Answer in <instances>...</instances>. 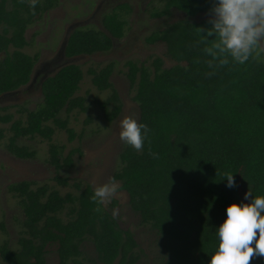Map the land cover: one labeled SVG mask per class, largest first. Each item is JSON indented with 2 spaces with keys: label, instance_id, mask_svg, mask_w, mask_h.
<instances>
[{
  "label": "trees",
  "instance_id": "1",
  "mask_svg": "<svg viewBox=\"0 0 264 264\" xmlns=\"http://www.w3.org/2000/svg\"><path fill=\"white\" fill-rule=\"evenodd\" d=\"M213 0H150L149 16L163 18L172 10L193 17L210 13ZM59 0H0V96L25 86L38 59L28 54L26 30ZM129 5L119 4L101 17L102 29L78 27L68 35L64 55L73 58L106 52L112 39L124 37ZM208 19L186 18L164 24L145 37L147 44L163 43L173 61L126 60L125 76L138 106V123L149 132L139 151L123 145L119 167L112 178L128 195L131 210L159 237L163 259L158 264H207L216 246L215 227L230 203H240V190L264 196V54L254 53L244 64L229 62L210 67L196 28L210 27ZM212 37H209L211 39ZM116 62L89 66L66 64L46 77L40 86L41 102L32 110L0 106V142L16 158L32 160L35 149L21 139L48 142L47 162L54 168L56 184L73 191L61 193L33 181L11 183L7 191L23 215L12 248L0 242L4 264H45L46 247L56 245L58 264H138L142 252L129 230L91 200L93 189L80 181L68 183L59 174L73 166L77 149L64 155L52 143L56 131L74 139L68 116L86 112L85 98L77 96L84 75L99 92L103 118L112 122L121 102L110 82ZM64 113L65 117H61ZM232 173L234 187H226L224 173ZM244 202V201H243ZM4 231V227L0 224ZM5 232V231H4ZM90 243L94 258L83 251ZM249 264H264L258 255Z\"/></svg>",
  "mask_w": 264,
  "mask_h": 264
},
{
  "label": "rangeland",
  "instance_id": "2",
  "mask_svg": "<svg viewBox=\"0 0 264 264\" xmlns=\"http://www.w3.org/2000/svg\"><path fill=\"white\" fill-rule=\"evenodd\" d=\"M150 0H59V4L40 18L26 30L25 38L28 46L24 51L28 54H38V59L32 70L29 82L18 90L0 96V106H17L28 110L34 109L42 99L41 82L53 75L66 64H77L83 71L89 66L116 62V67L110 76V82L116 89L120 102L121 112L110 123L102 115L97 100L104 99L107 92H99L84 75L77 96L85 98L86 112L73 111L68 116V125L74 131V139L67 140L64 131H56L52 143L64 147V155L69 150L77 149L81 155L73 156V166L60 172L68 183L80 181L89 184L94 190L100 184L108 182L118 169V154L124 143L118 138L119 122L125 116H131L138 122V106L132 100L133 89L125 76L123 63L126 60L143 61L148 63L151 58L162 59L163 67L173 65L165 53L163 43L147 44L145 37L153 30L160 29L169 22L179 19H188L197 22L209 19L210 13H199L193 17H186L183 13L172 10L168 17L151 18L149 16ZM127 4L131 12L127 18V29L121 40H115L112 48L107 52L94 53L67 58L64 55V46L68 35L78 27L93 26L101 29V17L115 5ZM264 54V51H262ZM16 106V107H14ZM61 117H65L62 113ZM0 142V242L7 241L14 248L21 230L23 215L17 200L7 191L11 183L19 181H33L37 184L46 183L61 193L73 191L69 187L56 184L54 168L47 162L48 142L41 139H21L20 144L35 149L36 157L32 160H23L8 153ZM243 191L240 195L243 199ZM247 203L246 200H243ZM102 206L117 220L123 230H129L137 242L142 256L138 264H158L164 257L159 237L148 226L143 225L128 202L127 193L120 189ZM83 251L90 259L94 258L90 243H84ZM0 264H4L0 260ZM45 264H58L56 245L46 247Z\"/></svg>",
  "mask_w": 264,
  "mask_h": 264
},
{
  "label": "clouds",
  "instance_id": "3",
  "mask_svg": "<svg viewBox=\"0 0 264 264\" xmlns=\"http://www.w3.org/2000/svg\"><path fill=\"white\" fill-rule=\"evenodd\" d=\"M36 0H32L34 5ZM206 21L210 27L196 28L200 41L208 46L203 52L217 66L244 64L257 52L264 51V0H213ZM209 37H212L209 39ZM144 123H138L131 116L119 122L118 138L126 146L139 151L148 135ZM226 187H234L232 173L225 172ZM118 182H108L95 187L91 200L104 202L116 191ZM246 200L247 203L243 202ZM240 203H230L225 217L215 227L216 246L207 264H249L258 255L264 260V196L252 197L247 189Z\"/></svg>",
  "mask_w": 264,
  "mask_h": 264
},
{
  "label": "flooded vegetation",
  "instance_id": "4",
  "mask_svg": "<svg viewBox=\"0 0 264 264\" xmlns=\"http://www.w3.org/2000/svg\"><path fill=\"white\" fill-rule=\"evenodd\" d=\"M118 5H119V4H118ZM115 6H117V5H115ZM115 6H114V7H115ZM114 7H113V8H114ZM129 15H130V14H129ZM101 29H102V28H101ZM121 39H122V38H121ZM121 39H112V46H113V43H114L115 40H121ZM112 46H111V48H112ZM111 48H110V49H111ZM108 51H109V50H108ZM106 52H107V51H106ZM97 53H101V52H97Z\"/></svg>",
  "mask_w": 264,
  "mask_h": 264
}]
</instances>
